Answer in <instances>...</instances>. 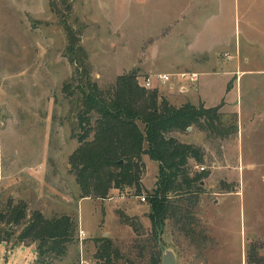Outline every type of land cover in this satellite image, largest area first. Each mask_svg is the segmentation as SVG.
I'll return each instance as SVG.
<instances>
[{
  "label": "rangeland",
  "instance_id": "rangeland-1",
  "mask_svg": "<svg viewBox=\"0 0 264 264\" xmlns=\"http://www.w3.org/2000/svg\"><path fill=\"white\" fill-rule=\"evenodd\" d=\"M56 1L60 13L52 0H0V210L7 200L23 201L28 215L40 210L47 218L76 219L84 239L77 231L53 264H79L81 256L90 264H150L151 254L162 260L166 249L176 264H264V0H68L70 13ZM64 18L78 32L89 78L100 87L136 69L137 82L145 88L150 76L146 88H157L159 96L175 85L173 98H166L175 106L186 84L175 75L191 62L212 71L199 76L206 103L223 96L221 105L227 101L236 111L221 112L219 132L193 125L166 133L199 146L203 161L189 159L190 171L201 165L208 172L189 195L196 202L191 232L168 219L152 240L148 199L160 178L158 162L146 154L138 174L145 201L134 186L80 198L68 163L81 130ZM160 73H169V82H159ZM8 229L15 231L0 242V264H25L37 243L17 242L20 226L0 222V231ZM103 237L111 244L108 263L97 250Z\"/></svg>",
  "mask_w": 264,
  "mask_h": 264
},
{
  "label": "trees",
  "instance_id": "trees-1",
  "mask_svg": "<svg viewBox=\"0 0 264 264\" xmlns=\"http://www.w3.org/2000/svg\"><path fill=\"white\" fill-rule=\"evenodd\" d=\"M56 2L52 0L51 9L60 13ZM59 2L68 13L71 12L68 0ZM61 21L66 37L64 53L75 66L76 75L71 79L75 81L80 100L77 128L82 132L76 134L78 146L68 157L79 185L80 198L101 199L109 196V190L113 188L121 190L132 186L140 195L138 174L142 167L141 157L146 154L159 163V187L150 191L154 193L147 198L151 208L148 218L153 230L152 240L158 239L168 219H176L185 233L191 232L188 220L191 206L196 202L189 195L201 188L200 181L208 172L202 169L190 171L189 159L196 163L203 161L199 146L166 133L185 131V127L193 125L201 130L219 132L221 102L208 107L200 102L171 105L165 97L158 95L157 88H144L137 82L136 69L118 75L113 86L100 87L89 78L87 55L80 45L78 32L66 18ZM235 128L233 125L230 129ZM184 188L189 193L180 197L182 194L178 192ZM172 192L174 198H180L173 200L169 197ZM0 222L20 226L17 242L28 239L37 243L38 264H53L56 258L64 256L78 231L77 221L71 215L47 218L40 210L28 215L23 201L7 200L0 210ZM14 231H0V242H7ZM103 239L105 243L97 249L98 255L105 257L108 263L111 244L107 238ZM160 254H151L150 264H160Z\"/></svg>",
  "mask_w": 264,
  "mask_h": 264
},
{
  "label": "crops",
  "instance_id": "crops-1",
  "mask_svg": "<svg viewBox=\"0 0 264 264\" xmlns=\"http://www.w3.org/2000/svg\"><path fill=\"white\" fill-rule=\"evenodd\" d=\"M188 67H189V70H187V71H195L196 73H197V80H198V88H197V90L195 91V92H193V89H190L187 85H185V87L182 85L181 86V90H180V94H178L177 96H179L180 97V99H181V101H180V103L179 104H177V105H180V104H182V103H184V102H188V103H190V104H197V103H201L204 107H208V106H213V105H217L218 103H220L219 101H221L220 100V98L222 99V97H220L219 98V100H217L216 101V103H214V104H207L206 103V100H205V98H204V96L200 93V91H199V81L201 82V80L199 79L200 77V74L203 72V73H207V71L208 72H212V71H209V70H206V69H203V68H201V65H196V64H194V63H191V62H189V65H188ZM179 68L180 69H185V66H179ZM203 70H205V71H203ZM222 74L224 73L225 74V76H226V73L227 72H225V71H223V72H221ZM227 77V76H226ZM226 79V78H225ZM224 79V80H225ZM226 81V80H225ZM167 86V89H166V92L168 93V96L166 97L167 99H170V98H173L172 97V92L171 91H174V90H178V89H176L175 88V85H173V84H170V85H166ZM227 90V88H226V86H225V91ZM178 92V91H177ZM221 104H222V102H221ZM220 104V105H221ZM177 105H175V106H177ZM228 107V104H227V101L226 102H224V104L223 105H221V106H219V108H218V111H220V112H224V111H233V112H235L236 113V111L234 110V109H232V110H230V109H228L227 108ZM187 127H189V129H191L190 128V126H187ZM148 158L149 159H151L149 156H148ZM152 160V159H151ZM154 161V160H153ZM157 162V161H156ZM158 164V166H159V163H157ZM157 174H158V168H157ZM81 200H83V199H81ZM85 228V227H84ZM85 229H87L88 230V228H85ZM86 230V231H87Z\"/></svg>",
  "mask_w": 264,
  "mask_h": 264
},
{
  "label": "built area",
  "instance_id": "built-area-1",
  "mask_svg": "<svg viewBox=\"0 0 264 264\" xmlns=\"http://www.w3.org/2000/svg\"><path fill=\"white\" fill-rule=\"evenodd\" d=\"M177 76V80L179 81H184L186 82V84H182L184 87L185 85H187L190 89H195L196 87V83H197V73L195 71H180L177 72L176 75ZM157 79L159 82L162 83H167L170 80V74L169 73H160L157 75ZM144 82V86L146 87H151L152 86V82H151V78L150 76L145 77ZM181 85V86H182ZM181 86L179 87V90H181ZM186 130H189V127H185ZM195 167L197 166L196 164L194 165ZM203 167L200 165L199 166V170H201ZM139 198L142 201H145V195H140ZM85 237V232L82 228L79 229L78 231V239L81 241L82 239H84ZM25 264H38V261L36 259V255L33 254L32 257L30 258L29 261H27ZM79 264H90V261H86L82 256L80 257V261Z\"/></svg>",
  "mask_w": 264,
  "mask_h": 264
},
{
  "label": "water",
  "instance_id": "water-1",
  "mask_svg": "<svg viewBox=\"0 0 264 264\" xmlns=\"http://www.w3.org/2000/svg\"><path fill=\"white\" fill-rule=\"evenodd\" d=\"M161 264H176V256L170 249H166L162 254Z\"/></svg>",
  "mask_w": 264,
  "mask_h": 264
}]
</instances>
